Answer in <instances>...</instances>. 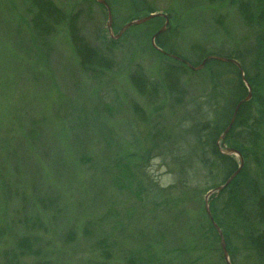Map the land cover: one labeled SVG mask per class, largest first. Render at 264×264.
Wrapping results in <instances>:
<instances>
[{
	"label": "rangeland",
	"instance_id": "1",
	"mask_svg": "<svg viewBox=\"0 0 264 264\" xmlns=\"http://www.w3.org/2000/svg\"><path fill=\"white\" fill-rule=\"evenodd\" d=\"M52 1L68 14L81 12L78 26L89 43H113V70L85 75L65 27L42 40L31 29L29 5L0 0V263L30 235L38 252L25 259L30 264H153L151 253L156 264H197L184 244L197 223L203 226L208 192L201 189L214 181L203 174L205 137L198 141L204 133L196 129L211 123L215 133L222 126L227 100L220 95L238 85L227 69L209 65L182 74L181 94H169L165 67L180 65L161 58L146 27L163 29V42L184 59L195 60L197 46L233 52L246 34L234 0H148L168 23L158 17L122 34L128 5L111 8L109 20L95 0ZM135 72L158 89L153 105L132 87ZM226 147L218 144L220 152ZM251 159L250 172L260 175ZM182 167L188 190L196 188L186 218L175 205ZM214 176L223 173L214 169Z\"/></svg>",
	"mask_w": 264,
	"mask_h": 264
},
{
	"label": "trees",
	"instance_id": "2",
	"mask_svg": "<svg viewBox=\"0 0 264 264\" xmlns=\"http://www.w3.org/2000/svg\"><path fill=\"white\" fill-rule=\"evenodd\" d=\"M65 1L73 2L74 0ZM80 1L86 2L87 0ZM89 1L94 3V0ZM103 1L108 5L110 12L111 8L128 5L127 22L134 21L140 15L147 17L158 12L153 5L148 3V0ZM210 1L222 2V0ZM23 2L30 8L28 12L31 16L32 31L42 40L47 39L46 37L53 30L65 27L69 46L82 73L96 78L113 70L111 58L113 43L107 40L105 46L101 43L103 48L89 43L78 26L80 11L75 14H68L57 7L52 0H23ZM234 4L246 30L245 36L236 43L238 46L243 45L241 49H236L233 52L216 50L215 53L208 54L201 46H197L194 48L195 60H188L179 57L172 48H168L167 43L163 42L162 34L156 38L155 42L159 49L181 58L194 68L198 67L208 56L235 60L242 68L244 79L252 92L251 99L240 106L232 127L224 140L219 142L216 141L219 133H222L229 126L235 107L247 98L248 89L243 85L239 71L232 64L208 61L204 66L205 68L214 65L222 71L227 69L225 72L234 76L238 86L234 88L229 97H223L226 94L220 95V98L227 100L223 116L221 115L222 126L217 130L213 128L215 133H209L211 123L202 124L199 129H196L198 134L204 133L199 136L198 141L205 137V142L201 147L203 150L200 152L203 174L214 181L207 183L210 186L202 187L201 194L205 195L210 190L213 191V189L223 185L239 167L240 163L235 158H231L234 156H227L219 151L218 144H227L228 147L226 148L239 152L243 159V167L227 187L221 192L213 193L214 196H210V202L208 199L209 212L213 223L222 233L229 264H264V1L251 3L249 0H234ZM157 18L150 21L156 23L159 20ZM149 27H146L148 34L153 36L158 32H156L157 26L150 25ZM161 55L163 60L180 65L173 67L168 65L165 67V71H167H164L166 77L165 90L169 94L180 95V76L186 72L189 73L190 70L184 63L175 62V60ZM222 71L221 73H225ZM129 79L136 93L147 98L149 105H153L152 101L157 97L158 89L149 85L138 72L132 73ZM165 81L163 77V84ZM179 101L178 99L175 100L177 104ZM136 113L138 111L135 110ZM208 141L210 142L207 143ZM207 146L209 153L205 152ZM248 155L252 157L251 161L256 164L255 168L260 171V175L250 172ZM173 156L178 162L183 158V156H175V154ZM214 169L220 170L223 176L221 178L214 176ZM188 173V168L182 167L176 180V187H179L183 192L177 198L179 203L175 205L181 208L179 215L185 218L187 217L185 205L193 200L192 193L196 189L188 190L190 186ZM202 213L203 226L198 223L195 225L196 233L190 241L184 244V250H186L184 253L189 256L196 254L195 261L197 264H227L223 257L219 236L209 221L204 207H202ZM29 237L30 235H27L17 239L11 249L4 251L2 254L3 261L0 264H30L25 259L31 258L34 254L38 255V252L32 250L34 246ZM153 248L150 246L149 250L152 252ZM166 254L170 253L167 251ZM156 257L151 253L150 262L156 264L153 259ZM33 264H49V262L39 261Z\"/></svg>",
	"mask_w": 264,
	"mask_h": 264
},
{
	"label": "water",
	"instance_id": "3",
	"mask_svg": "<svg viewBox=\"0 0 264 264\" xmlns=\"http://www.w3.org/2000/svg\"><path fill=\"white\" fill-rule=\"evenodd\" d=\"M95 1H96L97 3H99L100 5H102V6H104V7L106 8V10H107V12H108V18H109V20H110V19H111V14H110V11H109V9H108L107 4H106L103 0H95ZM156 17H162V18L165 20V25L168 23V18L166 17V15L161 14V13H158V14H151V15H149V16H147V17H144V18H141V19H138V20L131 21V22L127 23V24L123 27V29L121 30L120 34H122L125 30H127L128 28H130V27H132V26H138V25H141V24L146 23V22H148V21H150V20H152L153 18H156ZM162 33H163V29L159 30V31H158V32L152 37L151 43H152L153 48H154L157 52L169 56L168 54L164 53L161 49H159V48L156 46V44H155V40H156V38H157L159 35H161ZM120 34H119V35H120ZM118 37H119V36H118ZM170 58H172V59H174V60H177V61H179V62L184 63V64H185L190 70L195 71V72L198 71V70H200V69H203V67L205 66V64H206L208 61H216V62H220V63L233 64V65L239 66L238 63H237V61H235V60H232V59H226V58H222V57H218V56H208V57H206V58L203 60V62H202L198 67H196V68L192 67V66L189 65L188 63H185L184 61H182L181 59H179V58H177V57L170 56ZM242 78H243V75H242ZM243 80H244V78H243ZM243 82L246 84V86H247V88H248V95H247V98H245L243 101H241V102L235 107V110H234V112H233V114H232V118H231V120H230L229 126L225 129L223 135H222L221 138H220L221 141L224 140L225 136L227 135V133L229 132L230 128L232 127V125H233V123H234V121H235L236 114H237V112H238L240 106H241L242 104L248 102V101L251 99V89H250L249 85L247 84V82H246L245 80H244ZM225 152H226L225 154H226L227 156H229V155H235V156L238 158V160H239V162H240V165H239L237 171H236V172H235V173H234V174H233V175H232V176H231V177H230V178H229V179H228L223 185L218 186V187L216 188L215 191H216L217 193H218V192H221L225 187H227V186L231 183V181H232V180L238 175V173L240 172V170L242 169L243 164H244V163H243V159H242L240 153L237 152L236 150L230 148V149H227ZM211 194H213V192L208 193V195L205 197V212H206V215H207L209 221L211 222L212 226L214 227V229L216 230V232H217V234H218V236H219V239H220V246H221V250H222V253H223V257L225 258L226 263L229 264V261H228V255H227V252H226V250H225V244H224V240H223L222 233H221V231L219 230V228L213 223V220H212L211 214H210V212H209V205H208V203H207V199H208V197H209Z\"/></svg>",
	"mask_w": 264,
	"mask_h": 264
},
{
	"label": "bare ground",
	"instance_id": "4",
	"mask_svg": "<svg viewBox=\"0 0 264 264\" xmlns=\"http://www.w3.org/2000/svg\"><path fill=\"white\" fill-rule=\"evenodd\" d=\"M238 63V62H237ZM238 65L239 66H236V65H233L232 64V66H234L238 71H239V73H240V75H241V79L243 80V78H244V76H243V78H242V75H243V71H242V68H241V66H240V64L238 63ZM245 80V79H244ZM243 80V81H244ZM244 83V82H243ZM245 84V83H244Z\"/></svg>",
	"mask_w": 264,
	"mask_h": 264
}]
</instances>
